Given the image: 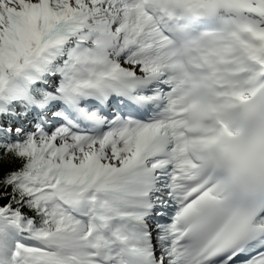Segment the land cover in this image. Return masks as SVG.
I'll return each instance as SVG.
<instances>
[{
    "label": "snow or ice",
    "instance_id": "snow-or-ice-1",
    "mask_svg": "<svg viewBox=\"0 0 264 264\" xmlns=\"http://www.w3.org/2000/svg\"><path fill=\"white\" fill-rule=\"evenodd\" d=\"M0 264H264V0H0Z\"/></svg>",
    "mask_w": 264,
    "mask_h": 264
}]
</instances>
